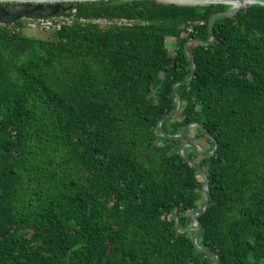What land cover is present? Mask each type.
I'll use <instances>...</instances> for the list:
<instances>
[{
	"label": "trees",
	"instance_id": "obj_1",
	"mask_svg": "<svg viewBox=\"0 0 264 264\" xmlns=\"http://www.w3.org/2000/svg\"><path fill=\"white\" fill-rule=\"evenodd\" d=\"M63 5L140 23L0 34V264H264V6Z\"/></svg>",
	"mask_w": 264,
	"mask_h": 264
},
{
	"label": "water",
	"instance_id": "obj_2",
	"mask_svg": "<svg viewBox=\"0 0 264 264\" xmlns=\"http://www.w3.org/2000/svg\"><path fill=\"white\" fill-rule=\"evenodd\" d=\"M88 1H102V0H0V3H14V5L12 6V9L10 11L5 10L4 8H0V21L16 22L25 16H31V17H36V18L55 17V16L59 15L62 11L65 10L64 5H63L64 3L88 2ZM106 1H109V0H106ZM125 1H130V0H125ZM157 1H160V2L165 1V2H168L170 4H179V5H191L192 4L195 6L211 5V4L229 5L231 8L227 12L218 13V14H215L214 16H212V18L210 20V30H211L213 38L207 42L208 45L214 44L216 41L214 23L218 18H221V17L233 18V17L237 16L244 9L249 8L251 5L259 4V5L264 6V0H157ZM183 2H188V3L184 4ZM193 43H202V41L190 40L186 45V49L188 50V47ZM188 54L190 56V60L192 63L193 76L189 81L184 82L187 84H189L194 79L195 69H196L193 56L189 53V51H188ZM179 85H180V83L175 85V90ZM182 108H183V100L179 95V108H178V110L175 113L164 118L158 125L157 129L162 134V136H164L166 138L174 139V140H179V139H183L193 126L202 128L200 124L194 123V124H190L189 126H187V128L184 130L182 135L174 136V137L166 135L162 130V123L164 121H166L167 119H169L170 117H174V116L179 115ZM206 136L208 138H210L211 140H213L216 144L215 150L212 153L204 152L199 145L191 144V143L183 144L180 148V154L186 160H188L193 165H195L204 174V176L206 178V182H205L203 190H204V193L206 195L207 204H206L204 210L193 215V218L195 220L194 226L196 227V232L194 235V243L197 246H198L197 236H198V233H199L200 228H201V225H200L198 218L200 215L204 214L208 210V208L210 207V202H211L210 189H209V178H208L207 174L198 166V164L190 161L185 156L184 151L188 147H194L195 149H197L200 152H203L209 156H214L218 150V143L211 136H209V135H206ZM179 214H180V212H178V216H179ZM211 254H213V253H211ZM219 259H220V257L218 256L217 260L214 262V264H217Z\"/></svg>",
	"mask_w": 264,
	"mask_h": 264
},
{
	"label": "built area",
	"instance_id": "obj_3",
	"mask_svg": "<svg viewBox=\"0 0 264 264\" xmlns=\"http://www.w3.org/2000/svg\"><path fill=\"white\" fill-rule=\"evenodd\" d=\"M76 23L82 25L93 24L101 29H108L111 27L132 28L139 24L140 21L126 18L113 20L79 18L77 9L70 8V10L66 14L60 13L59 15L50 18H36L25 16L16 22L0 21V34L6 32L12 36H19L26 35L27 31L37 30L50 34L56 31H60L65 27H71ZM196 25H199V23H196ZM188 31L190 33H193V26L189 27Z\"/></svg>",
	"mask_w": 264,
	"mask_h": 264
},
{
	"label": "rangeland",
	"instance_id": "obj_4",
	"mask_svg": "<svg viewBox=\"0 0 264 264\" xmlns=\"http://www.w3.org/2000/svg\"><path fill=\"white\" fill-rule=\"evenodd\" d=\"M75 3H77V2H75ZM164 3L170 4V3L165 2V1H164ZM65 4H67L68 7L71 6L70 5L71 3H65ZM193 6H195V5H193ZM201 6H203V5H201ZM51 34L52 33L48 34V33H45V32H41L39 30H37V31H27L26 32V35L28 37L39 38V39H48V38L51 37ZM191 134H192V137H195L197 135V129H196L195 126H193L191 128ZM199 146L202 148V150L204 152H206V149H208L210 147V145L208 144V139H201L200 142H199ZM188 148H190V147H188ZM188 148H186L187 149V154L193 153V150L191 148L190 149H188ZM198 152L200 153V151H198ZM201 153H203V152H201Z\"/></svg>",
	"mask_w": 264,
	"mask_h": 264
},
{
	"label": "flooded vegetation",
	"instance_id": "obj_5",
	"mask_svg": "<svg viewBox=\"0 0 264 264\" xmlns=\"http://www.w3.org/2000/svg\"><path fill=\"white\" fill-rule=\"evenodd\" d=\"M13 5L14 3H0V8H4L5 10L10 11Z\"/></svg>",
	"mask_w": 264,
	"mask_h": 264
},
{
	"label": "bare ground",
	"instance_id": "obj_6",
	"mask_svg": "<svg viewBox=\"0 0 264 264\" xmlns=\"http://www.w3.org/2000/svg\"><path fill=\"white\" fill-rule=\"evenodd\" d=\"M184 4L188 3V2H183ZM201 4V3H200Z\"/></svg>",
	"mask_w": 264,
	"mask_h": 264
}]
</instances>
